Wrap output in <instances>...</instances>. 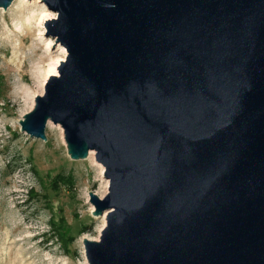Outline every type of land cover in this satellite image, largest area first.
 Returning <instances> with one entry per match:
<instances>
[{
    "label": "water",
    "instance_id": "95a60500",
    "mask_svg": "<svg viewBox=\"0 0 264 264\" xmlns=\"http://www.w3.org/2000/svg\"><path fill=\"white\" fill-rule=\"evenodd\" d=\"M41 1L66 57L19 124L104 168L87 264H264V0Z\"/></svg>",
    "mask_w": 264,
    "mask_h": 264
},
{
    "label": "rangeland",
    "instance_id": "374dc122",
    "mask_svg": "<svg viewBox=\"0 0 264 264\" xmlns=\"http://www.w3.org/2000/svg\"><path fill=\"white\" fill-rule=\"evenodd\" d=\"M41 5L14 0L0 9V264H87L83 240L98 241L106 225L108 212L93 216L89 201V192L108 193L104 168L94 152L71 160L59 125L48 121L43 142L19 124L66 57L51 35L35 36ZM45 9L54 16L44 24L56 18Z\"/></svg>",
    "mask_w": 264,
    "mask_h": 264
},
{
    "label": "bare ground",
    "instance_id": "6f19581e",
    "mask_svg": "<svg viewBox=\"0 0 264 264\" xmlns=\"http://www.w3.org/2000/svg\"><path fill=\"white\" fill-rule=\"evenodd\" d=\"M41 8L43 9V14L42 15H40V19L43 17V25H44V21L46 20V17L47 18H49V17H52V16H54V15H52V14H49V13H47V10L45 9V7H44V5H41ZM41 26V28L39 29V32L35 35L36 37L37 36H44L45 35V33H46V29L44 28V26ZM42 31V32H41ZM34 36V35H33ZM33 46V45H32ZM53 75H56V73H53ZM38 90H40L39 88H38ZM27 107V106H26ZM30 107V106H29ZM51 128V124H50V122H47V124H46V129H50ZM91 155H92V153H91ZM100 175H102V171L100 172ZM105 189H106V186L104 187H102L101 189H100V194H103L104 192H105ZM99 194V195H100Z\"/></svg>",
    "mask_w": 264,
    "mask_h": 264
}]
</instances>
